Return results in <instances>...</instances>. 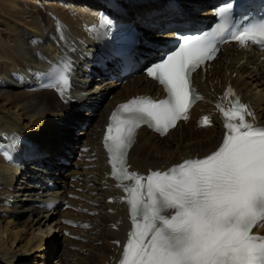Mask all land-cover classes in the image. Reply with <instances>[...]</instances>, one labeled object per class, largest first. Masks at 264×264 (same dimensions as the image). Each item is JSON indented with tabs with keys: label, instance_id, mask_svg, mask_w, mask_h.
<instances>
[{
	"label": "bare ground",
	"instance_id": "obj_1",
	"mask_svg": "<svg viewBox=\"0 0 264 264\" xmlns=\"http://www.w3.org/2000/svg\"><path fill=\"white\" fill-rule=\"evenodd\" d=\"M175 1L195 25L204 24L210 17L212 7L198 11L204 6L201 0ZM194 1L197 3L191 4ZM164 3L165 0H156L152 6L121 4L129 17L142 12V17L147 16L159 26L163 24L159 13L166 11ZM101 5L100 0H0V142L19 133L26 134L42 152L45 165L52 167L47 170L29 165L16 169L0 157V264H115L119 258L120 249L115 253L112 241L120 239L122 246L125 240V211L119 203H106L105 198L111 195L119 198L121 194L111 185L105 187L101 183L105 166L98 152L92 150H98L101 135L98 128L105 123L115 103L137 91L158 88L151 80L144 81L142 74L116 86L103 76L94 77L92 70L83 66L76 75V97L91 108L83 113L78 104L61 103L51 89L25 90L31 75H36L37 68L54 56L51 53L41 59L42 54L49 53L51 44L58 43L60 36L84 34V23L89 24L95 18V9H101ZM47 11L57 15L61 32ZM170 30L155 31L149 36V31L144 30L143 35L147 41L160 43L171 35ZM35 37H42L43 42H35ZM260 55L253 50L228 48L205 75H195V82L201 89L217 88L219 80L230 77L242 97L253 104L259 122L264 123V60ZM91 82L95 83L94 88ZM106 93L112 94L111 99H104L96 107L99 94ZM199 107L194 115L211 108L208 103ZM213 120L214 125L208 129H197L192 122L178 126L162 140L151 139L150 146L137 155L139 139L145 145L149 137L141 128L129 152V163L145 173L148 168H165L185 156L205 155L218 144V134L223 132L216 115ZM75 126H82L81 131L69 132ZM59 128L57 137H48ZM69 156L74 159L70 166L59 163V158ZM72 174L79 178L69 180ZM49 175L60 184L54 192H47L41 183ZM7 195L14 198L12 203L5 200ZM47 196L65 198L72 207L63 211L40 208L37 199ZM110 208L115 212H109ZM114 225L117 230L112 228ZM260 232L264 233V228ZM51 256L55 259L49 263Z\"/></svg>",
	"mask_w": 264,
	"mask_h": 264
},
{
	"label": "snow or ice",
	"instance_id": "obj_2",
	"mask_svg": "<svg viewBox=\"0 0 264 264\" xmlns=\"http://www.w3.org/2000/svg\"><path fill=\"white\" fill-rule=\"evenodd\" d=\"M232 11L233 4L225 0L216 10L221 23L214 33L183 37L175 50L145 69L163 86L165 99L136 97L110 117L105 148L132 221L120 264H264V236L253 232L264 227V127L255 124L254 113L231 87L221 98L232 97L230 106L216 105L224 133L215 151L147 176L129 171L127 162L142 125L164 135L188 120L190 108L202 99L191 87L192 73L215 57L218 43L264 48V19L225 39ZM67 85L62 73L50 86L62 94ZM211 123L203 117L204 125Z\"/></svg>",
	"mask_w": 264,
	"mask_h": 264
},
{
	"label": "rangeland",
	"instance_id": "obj_3",
	"mask_svg": "<svg viewBox=\"0 0 264 264\" xmlns=\"http://www.w3.org/2000/svg\"><path fill=\"white\" fill-rule=\"evenodd\" d=\"M166 8H168V6H166ZM147 34H149V33H147ZM110 98V97H109ZM111 99V98H110ZM86 110H83V109H81V113H83V112H85ZM81 128H79V129H77V128H75V130H74V128H72L69 132H71V133H75L76 131H81L80 130ZM61 129L59 128V129H56V131H55V133H54V135H49V133H48V137H50V136H52V137H57L58 136V134H60V131ZM151 139H148V141H147V143L148 144H146L145 143V145H143V149L141 150V152L143 151V150H145V149H147L149 146H150V144H149V141H150ZM141 152L140 153H137V155H141ZM72 160L74 161V159L72 158ZM29 237V236H28ZM56 242H58V241H56ZM81 257V256H80ZM55 259V256H51L50 257V259H49V263L50 262H52L53 260Z\"/></svg>",
	"mask_w": 264,
	"mask_h": 264
}]
</instances>
